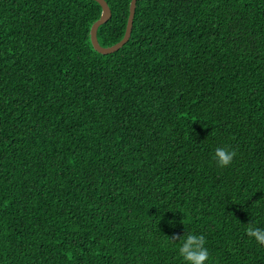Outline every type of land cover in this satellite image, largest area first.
Instances as JSON below:
<instances>
[{
    "label": "trees",
    "instance_id": "trees-1",
    "mask_svg": "<svg viewBox=\"0 0 264 264\" xmlns=\"http://www.w3.org/2000/svg\"><path fill=\"white\" fill-rule=\"evenodd\" d=\"M101 13L0 0V264H264V0H138L108 54Z\"/></svg>",
    "mask_w": 264,
    "mask_h": 264
},
{
    "label": "clouds",
    "instance_id": "clouds-1",
    "mask_svg": "<svg viewBox=\"0 0 264 264\" xmlns=\"http://www.w3.org/2000/svg\"><path fill=\"white\" fill-rule=\"evenodd\" d=\"M236 156L234 150L228 148H217L214 153V159L221 167L229 166ZM246 233L254 238L258 244L264 245V228L255 226L252 222L248 224ZM180 241L179 255L185 261V264H207L210 253L206 247V238L204 235L194 233L184 234L183 236L172 237V241Z\"/></svg>",
    "mask_w": 264,
    "mask_h": 264
},
{
    "label": "water",
    "instance_id": "water-1",
    "mask_svg": "<svg viewBox=\"0 0 264 264\" xmlns=\"http://www.w3.org/2000/svg\"><path fill=\"white\" fill-rule=\"evenodd\" d=\"M96 1L101 5L102 13H101L100 18L96 20L91 27V31H90L91 42L95 50H97L98 52H101L104 54L113 53L119 50L120 48H122L124 44H126L131 37L138 0H131L130 2L129 17H128L126 31H125L123 38L111 46H103L100 44L98 40V29L100 25L104 24L112 17V10L107 0H96Z\"/></svg>",
    "mask_w": 264,
    "mask_h": 264
}]
</instances>
